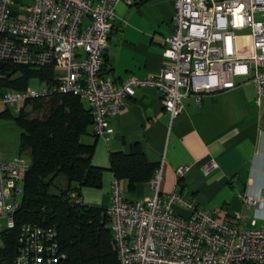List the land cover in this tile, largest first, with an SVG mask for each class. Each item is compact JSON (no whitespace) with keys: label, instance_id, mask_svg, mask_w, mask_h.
Here are the masks:
<instances>
[{"label":"built area","instance_id":"1","mask_svg":"<svg viewBox=\"0 0 264 264\" xmlns=\"http://www.w3.org/2000/svg\"><path fill=\"white\" fill-rule=\"evenodd\" d=\"M122 0H0V63L48 68L53 81L21 91L0 92L12 107L54 96L78 97L90 112L92 134L106 139L115 117L140 88H153L170 117L191 95L229 90L234 78L254 86L256 105L264 96V0H174L172 31L161 52L164 66L147 79L114 84L101 73L114 6ZM248 29L250 55H235L234 34ZM27 162L0 163V219L12 227ZM210 162L204 171L213 168ZM186 168L175 171L182 178ZM160 171L149 181L152 196L128 201L117 181L110 189L108 217L117 264H264V226L238 229L221 210L207 212L177 192L159 195ZM74 203H79L74 198ZM248 207L256 201L245 197ZM187 212L175 215L174 208ZM56 232L23 224L13 264H59Z\"/></svg>","mask_w":264,"mask_h":264},{"label":"crops","instance_id":"2","mask_svg":"<svg viewBox=\"0 0 264 264\" xmlns=\"http://www.w3.org/2000/svg\"><path fill=\"white\" fill-rule=\"evenodd\" d=\"M173 2L122 0L114 6L102 55L104 76L119 84L130 77L156 75L165 64L161 52L172 31ZM246 43L247 51L237 54L234 41L237 57L250 55V41ZM234 84L229 90L201 95L198 101L191 95L183 98L175 117L163 110L155 89H137L109 119L106 139L95 137L92 126L81 137L83 145L92 147L90 164L103 171L99 188H81L79 201L105 209L111 184L117 181L108 170L109 154L138 151L154 172L160 171L159 195L177 192L207 212L221 210L225 221L238 229H250L251 221L254 228L264 226V96L256 105L248 79L234 78ZM17 159L22 156L16 150L9 162ZM210 162L213 168L204 171ZM179 168H186L180 179L175 175ZM149 181L135 184L132 191H127L125 180L117 183L126 200L144 201L153 194ZM16 196L7 202H18ZM245 197L257 206H246ZM174 212L187 216L178 207Z\"/></svg>","mask_w":264,"mask_h":264},{"label":"trees","instance_id":"3","mask_svg":"<svg viewBox=\"0 0 264 264\" xmlns=\"http://www.w3.org/2000/svg\"><path fill=\"white\" fill-rule=\"evenodd\" d=\"M14 74L18 76L10 79ZM53 78L48 68L5 63L0 70V90L21 91L29 80L46 85ZM44 103L42 119L28 120L25 107L39 110ZM0 118L11 120L19 130L17 154L28 157L13 226L0 230V264H13L18 229L23 224L55 230L63 255L59 264H117L105 209L73 202L79 200L81 188H99L103 171L90 164L92 147L80 141L92 125L82 101L72 95L34 100L21 104L16 115L3 110ZM108 159V170L115 180L127 182V191L137 183H147L154 172L138 151L110 153Z\"/></svg>","mask_w":264,"mask_h":264},{"label":"rangeland","instance_id":"4","mask_svg":"<svg viewBox=\"0 0 264 264\" xmlns=\"http://www.w3.org/2000/svg\"><path fill=\"white\" fill-rule=\"evenodd\" d=\"M234 41L236 47V53H242L247 51V41H249V31L248 29H238L233 32ZM18 75L14 74L10 79L16 78ZM38 83L35 80L27 81V86L36 87ZM9 91H15L13 89H4ZM0 90V91H4ZM47 103L42 104L39 110H33L31 105L25 107L24 112L27 115V119H42L46 114ZM21 105L17 104L12 107H5L0 105V112L3 110H8L12 115H16ZM19 130L14 126L13 122L8 119L0 118V162L8 163L11 158L16 157V150L18 145ZM26 162H28L27 155L22 156ZM17 201H19L20 194L16 196ZM6 223L3 219H0V230L5 227Z\"/></svg>","mask_w":264,"mask_h":264},{"label":"water","instance_id":"5","mask_svg":"<svg viewBox=\"0 0 264 264\" xmlns=\"http://www.w3.org/2000/svg\"><path fill=\"white\" fill-rule=\"evenodd\" d=\"M3 65H4V64L0 63V70L3 68Z\"/></svg>","mask_w":264,"mask_h":264}]
</instances>
